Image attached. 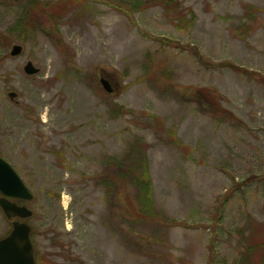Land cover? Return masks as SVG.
<instances>
[{"label": "rangeland", "instance_id": "obj_1", "mask_svg": "<svg viewBox=\"0 0 264 264\" xmlns=\"http://www.w3.org/2000/svg\"><path fill=\"white\" fill-rule=\"evenodd\" d=\"M65 1L12 31L29 0H0V157L33 194L36 263L231 264L264 222V0ZM136 139L162 219L129 227L99 176Z\"/></svg>", "mask_w": 264, "mask_h": 264}, {"label": "trees", "instance_id": "obj_2", "mask_svg": "<svg viewBox=\"0 0 264 264\" xmlns=\"http://www.w3.org/2000/svg\"><path fill=\"white\" fill-rule=\"evenodd\" d=\"M81 1L58 2L57 9L64 8L67 3L75 4ZM166 2L168 4L175 3L172 0H166ZM130 6L133 8L134 4H130ZM43 13L44 9L41 8L37 0H29L23 7L17 22L13 28L11 27L12 31L16 30L18 25L21 28L28 26L34 16H40ZM46 15L51 18V13H46ZM220 65L234 68V65L229 62H223ZM197 92L204 97L206 104L203 107L205 110H208L209 107L210 113L217 114L216 117L224 121L236 120L238 122L232 112L221 107L219 102L221 96L216 90L199 88ZM198 101L200 102V100ZM110 162L114 165L115 171L105 170L99 176L100 184L104 186L105 196L111 198L107 200L109 212L122 208L129 227L132 226V221H160L161 215L156 212L153 206L152 184L145 157V146L142 141L133 140L122 158H110ZM251 227L248 235H242L245 245L239 258L231 264H264V222L253 221Z\"/></svg>", "mask_w": 264, "mask_h": 264}, {"label": "water", "instance_id": "obj_3", "mask_svg": "<svg viewBox=\"0 0 264 264\" xmlns=\"http://www.w3.org/2000/svg\"><path fill=\"white\" fill-rule=\"evenodd\" d=\"M22 51L20 44H12L9 54L19 55ZM26 74L38 73L39 68L31 61L23 66ZM99 82L107 92L113 90L110 81L101 76ZM13 99L16 94L9 92ZM33 194L24 184L18 173L2 157H0V209L5 218L10 221L9 232L0 238V264H37L34 248L30 239L31 227L24 221L32 215V211L23 204H17L15 200H31Z\"/></svg>", "mask_w": 264, "mask_h": 264}, {"label": "flooded vegetation", "instance_id": "obj_4", "mask_svg": "<svg viewBox=\"0 0 264 264\" xmlns=\"http://www.w3.org/2000/svg\"><path fill=\"white\" fill-rule=\"evenodd\" d=\"M20 201H22V200H15V202H16L17 204H22Z\"/></svg>", "mask_w": 264, "mask_h": 264}]
</instances>
